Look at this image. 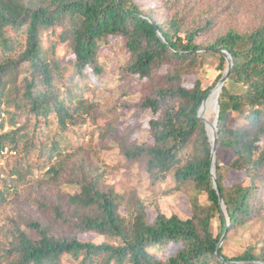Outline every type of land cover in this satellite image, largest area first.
I'll list each match as a JSON object with an SVG mask.
<instances>
[{"label": "trees", "instance_id": "16d2710c", "mask_svg": "<svg viewBox=\"0 0 264 264\" xmlns=\"http://www.w3.org/2000/svg\"><path fill=\"white\" fill-rule=\"evenodd\" d=\"M193 8L180 0H0V116L7 117L0 128L9 125L0 135V152L7 148L28 156L41 148L46 164L55 157L46 172L52 179L38 181L42 192H51L52 180L63 170L75 173L70 182L79 188L65 201L73 214L63 216L62 200L54 205L46 197L26 223L32 235L18 227L8 231L13 240L7 247L0 243V264H264L263 230L240 255L225 253L233 235L264 224V22L244 32H218L221 12L199 3L197 11ZM159 12L168 13L158 19ZM41 32L56 35L55 41L43 45ZM110 38H117L126 56L110 80L129 98L135 82L147 85L135 115L142 119L148 113L153 140L129 141L135 128L128 127L119 137L124 140L118 142L120 152L153 181L171 175L172 192L183 191L188 198L187 219L158 212L149 223L136 193L120 194L104 185V171L84 164L86 147L74 140L76 130L88 119L104 118V137L114 120H106L99 113L102 107L85 97L87 84L76 92L74 82L93 74L106 86V69L97 54L100 43ZM59 45L73 55L67 84H60L68 67L55 57ZM222 51L232 56L233 66L218 99L216 190L211 144L197 111L226 70ZM205 55L217 60L216 79L208 85L199 77L193 87H185L184 77L205 70ZM17 123L21 126L11 129ZM29 173H16L15 180ZM215 218L221 223L218 231ZM79 234L108 240L83 241ZM166 250L170 253L159 256Z\"/></svg>", "mask_w": 264, "mask_h": 264}, {"label": "rangeland", "instance_id": "374dc122", "mask_svg": "<svg viewBox=\"0 0 264 264\" xmlns=\"http://www.w3.org/2000/svg\"><path fill=\"white\" fill-rule=\"evenodd\" d=\"M180 2L187 4L189 7L193 6L195 9L199 3L200 6L205 7L207 10L221 12L219 14L220 17L216 20L218 24L215 30L218 32H223L230 28L244 32L264 22V0H180ZM240 6L243 8L237 9ZM166 13L159 12L157 14L158 19L163 18ZM170 15H172L171 12ZM55 39L56 35L52 37L49 32L42 34V43L45 46L51 45ZM99 46L97 58L100 65L106 69L107 74L104 81H107L105 84L108 89H106L104 84L99 85L97 79L93 78V74H86L85 72L88 76H85L86 78L78 76L79 80L74 82L76 83L74 90L79 92L82 86L87 84L88 91L85 92V97L100 105L102 109L99 113L107 116L106 120H114V122L109 130L110 132L104 137H102L100 130L101 123L105 121L104 118L96 121L88 119L82 129L76 130L74 140L79 141V145L83 144L86 147L84 149L86 157L83 156L84 164L93 168L97 166L102 172L104 171V185L114 188L120 194L124 195L125 193L129 197H133L132 194L136 193L138 201L146 207L145 213L149 223L155 219L158 212L166 216L175 214L181 219L189 218L190 206L188 198L183 191L172 192L176 184L171 175L167 176L164 181H153L152 177L139 168L138 163L129 165L123 158L118 142L123 140V138L119 137H123L127 133L128 127L133 126L135 128L129 141L153 144L148 131V113L144 112L142 119H137L135 115V111H139L135 104L140 102V98L148 92V87L143 82H135L136 89L131 91V98L125 96L116 87L117 83L110 80L116 73H114L115 69L126 62L124 51L118 48L119 42L117 38H110L107 44L100 43ZM54 51L55 57L65 64V68L68 67L63 77L60 78V84H67V79L73 72L71 66L73 55L69 50L66 51L64 45H59ZM205 58L207 61L205 70L203 68L197 76L184 77L183 85L185 87H193L199 77L205 80L208 85L214 82L218 74L216 69L217 60L210 55H205ZM113 109L114 111H112ZM107 110L111 112H107ZM208 117L210 123L214 124L216 113L211 111L208 113ZM6 120V115L1 114L0 123ZM20 126V123H17L11 129ZM8 128L9 125L4 124L3 129L0 128V135L5 133ZM43 128L45 131L47 130V127L44 126ZM53 128L55 126L51 129ZM44 138L47 139L45 143H48L50 138L47 135ZM111 138H114L115 141L113 142ZM35 139L39 140L38 137H35ZM40 150L41 148L36 149L28 156L22 153L16 154L7 148L0 152V190H4L5 196L3 203L0 202V243L5 247L13 240V237L6 233L15 229V227H18L20 231L27 230V234L32 235L33 231H29L26 228V223L34 217V207L39 206L46 197L51 198L54 205L60 199L62 200L61 202L59 201V205L63 211V216L73 214L69 206H66L65 201L68 199V195H73L79 191V188L70 182L75 173L70 170L61 171L60 175L52 180L51 192L49 190L42 192V188L38 186V181L52 179L53 174L46 175V172L55 157H52L51 161H49L51 164H46L48 157L40 153ZM68 154L70 152L66 151V155ZM27 171H30V173L26 177L23 175L21 179L15 180L16 173H25ZM14 188H16V191H13ZM48 213H51V211H48ZM123 214L125 215L126 213L124 212ZM212 225L218 231L221 225L220 220L215 218L212 220ZM260 230L264 231V224L262 223L254 225L249 230H241L239 234L233 235L225 244V253L229 256L240 255V251L245 245L257 242L256 236H258ZM78 237L83 241L90 240L94 243H102L108 240L95 234H79ZM169 253L167 250L160 251L159 256ZM63 262L66 264L64 260Z\"/></svg>", "mask_w": 264, "mask_h": 264}, {"label": "water", "instance_id": "95a60500", "mask_svg": "<svg viewBox=\"0 0 264 264\" xmlns=\"http://www.w3.org/2000/svg\"><path fill=\"white\" fill-rule=\"evenodd\" d=\"M159 37L163 40V37L161 36V34L159 33ZM164 41V40H163ZM222 54L224 55L225 59H226V70L224 71L222 77L220 78V80L217 82V84L211 89L214 90L215 88H219V93L216 97V104H215V113H216V118H215V121H214V132H213V135L211 136L209 134V130H208V123L205 119L201 118L199 116V109L201 107V105L204 103L205 99L202 101L198 111H197V116L198 118L202 119L205 123V126H206V131L208 133V136H209V142L211 144V150H212V157H211V174L213 176V184H214V188L217 190V185H216V175H215V140H216V123L218 121V112H219V105H218V99H219V94L221 92V89L223 88L224 84H225V81L227 79V76H228V73L229 71L231 70L232 66H233V58L232 56L225 52V51H222ZM210 91V92H211ZM209 92V93H210ZM208 93V94H209ZM217 195H218V199H219V204H220V208H221V211L224 215H226V207H225V204L223 203V199H222V196L219 192H217ZM223 241H224V236L221 237L219 243H218V246H217V251H216V254L218 255V252H219V249L220 247L222 246L223 244ZM256 264H263L261 262H256Z\"/></svg>", "mask_w": 264, "mask_h": 264}, {"label": "bare ground", "instance_id": "6f19581e", "mask_svg": "<svg viewBox=\"0 0 264 264\" xmlns=\"http://www.w3.org/2000/svg\"><path fill=\"white\" fill-rule=\"evenodd\" d=\"M218 93H219V88L217 87L212 91L210 95L208 94L209 97L207 95L208 98L206 97L204 103L201 105L199 109V116L207 121L209 134L211 136L213 135L214 132V125L210 123V120L208 119L209 118L208 113L211 111L215 113L216 97Z\"/></svg>", "mask_w": 264, "mask_h": 264}]
</instances>
